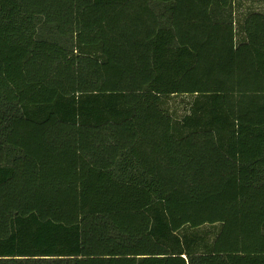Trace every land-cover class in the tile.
<instances>
[{
    "label": "trees",
    "instance_id": "1",
    "mask_svg": "<svg viewBox=\"0 0 264 264\" xmlns=\"http://www.w3.org/2000/svg\"><path fill=\"white\" fill-rule=\"evenodd\" d=\"M0 264H264V0H0Z\"/></svg>",
    "mask_w": 264,
    "mask_h": 264
},
{
    "label": "rangeland",
    "instance_id": "2",
    "mask_svg": "<svg viewBox=\"0 0 264 264\" xmlns=\"http://www.w3.org/2000/svg\"><path fill=\"white\" fill-rule=\"evenodd\" d=\"M186 108V104L185 103H181L180 104V109H185Z\"/></svg>",
    "mask_w": 264,
    "mask_h": 264
}]
</instances>
